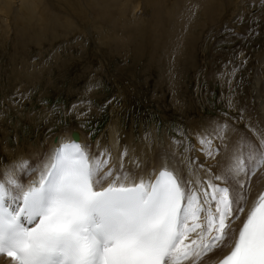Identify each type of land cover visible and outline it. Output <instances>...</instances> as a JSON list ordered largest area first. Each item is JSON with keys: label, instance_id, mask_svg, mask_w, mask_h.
Masks as SVG:
<instances>
[{"label": "rangeland", "instance_id": "rangeland-1", "mask_svg": "<svg viewBox=\"0 0 264 264\" xmlns=\"http://www.w3.org/2000/svg\"><path fill=\"white\" fill-rule=\"evenodd\" d=\"M142 1L136 0L139 9L134 15L121 0L112 18L104 22L94 21L99 19L95 16L75 24L71 19L64 22L65 28L37 26L24 37L19 35L22 25H12L11 30L0 25V143L8 148L24 141L41 143L69 128L101 143L110 140L116 121L124 144L122 138L132 131L143 142L152 141L154 130L159 138L169 133L175 140L187 137L189 121L198 124L204 116L229 111L220 98L219 83L202 80L206 75L202 64L212 59L217 68L229 62L237 68L244 65L240 78L250 87L253 67L264 49V0H228V4L215 0L217 13L207 15L199 2L162 0L170 21L160 43L150 30L152 8ZM177 16L189 22L186 29L170 23L180 21ZM142 44L145 52L138 55L134 48ZM169 64L174 82L170 86L164 72ZM160 70L165 73L162 78ZM4 152L0 144V169L9 163ZM149 154L154 156L153 150Z\"/></svg>", "mask_w": 264, "mask_h": 264}, {"label": "snow or ice", "instance_id": "snow-or-ice-1", "mask_svg": "<svg viewBox=\"0 0 264 264\" xmlns=\"http://www.w3.org/2000/svg\"><path fill=\"white\" fill-rule=\"evenodd\" d=\"M200 144L212 157L211 137ZM256 153L193 182L167 164L146 172L133 162V171L124 153L109 167L107 152L62 144L39 167L22 161L0 174V256L12 264H203L230 248L218 264H264V192L246 208L242 178L264 166V139ZM30 172L37 177L25 186Z\"/></svg>", "mask_w": 264, "mask_h": 264}, {"label": "bare ground", "instance_id": "bare-ground-1", "mask_svg": "<svg viewBox=\"0 0 264 264\" xmlns=\"http://www.w3.org/2000/svg\"><path fill=\"white\" fill-rule=\"evenodd\" d=\"M190 1H193L194 3L195 1L199 2L200 11L204 12L206 15L209 13L213 14L219 9V4L215 0ZM119 2H121V0H0V25L6 30H11L12 28H14L12 25L20 24L22 25V28H24V31H19L22 32V34L19 35L20 37H24V32L27 33V31L29 30H34L37 26V28H40L41 30H53L64 27V22L71 19L74 21V24L76 23L75 20L86 22V20L88 19L94 20L95 17L99 19H96L94 21L99 22V20L101 19L102 22H104V20L112 18L113 13L115 12L114 7H116ZM228 2L229 1L227 0L226 3L228 4ZM138 3L139 2L136 3V0H125V3L122 4L123 6L125 5L126 8L131 7V14L134 15V9L138 6ZM141 3H143L144 5L148 3L152 8L151 20H153L154 27L150 30H152V33H154L156 37V43H160V41H162V39L165 37L164 35L166 22L170 21L165 16L166 11L164 10V6L166 5L165 3L163 4L162 0H144V2L142 1ZM172 10H170V12H172ZM186 11L187 9H185V12ZM39 16H41L40 19ZM138 16L136 15V18H138ZM181 21L182 20L170 23L174 24V26H179L180 28L186 29L189 25V22ZM113 24L114 29L117 30V22L115 21L113 22ZM143 25L146 27L144 29L147 30L148 26L146 25V23ZM131 26L133 25L131 24ZM105 32L102 31V34L104 35ZM143 44L142 47L140 45L139 48H134L137 51L138 55H143L145 52V47ZM117 45L120 47L119 43H117ZM164 47L166 48V46ZM204 48L206 49V47ZM173 53H175V51H173ZM259 53V60L256 58L258 61L256 63V66L254 65L255 67H253L254 69L251 76L252 78L250 77L251 83H248L250 84V87L246 84L247 80H243L242 82L240 78V76L243 74V72L241 71H243L245 68L244 65L243 67L242 65H239V68H237L236 64H229V62L217 68L214 60H204L202 67L206 71V75L202 80H207L209 83H206L208 84H211V82L219 83L218 88L221 94L220 98L225 102V104H227L225 106L229 109V111L225 112L221 110L220 114L213 116H204V118L199 121L198 124H195L193 121H189V119L188 121L190 122L192 128L189 126L187 137H183L182 139L175 138V140H172L174 136L170 137L169 135L164 134L162 136L163 138H159L156 130H154L152 141L143 142L142 140H137V138L134 136L135 133L133 134V131L131 130L132 132H130V134L128 133V136L126 135L125 138H122L123 141H127L126 144H124L119 138L122 137L123 133L121 131L122 129L120 123L116 121L112 128L114 130L112 137L108 141L103 139L101 143H93L90 138L85 137L82 132L78 133V140H80L84 145H88L90 152L93 154H99L100 152L109 153L111 157V163L109 164V167H111L112 165L119 167L121 163V156L122 154L126 153L123 158L125 168H129L133 171L139 172L140 170L136 169L135 164L133 163L139 162L143 166L145 171L148 172L152 169H156V171H158L163 166H165V164H167L170 167L179 169L181 175L185 179L192 180L193 182H195L197 179L203 182L213 174H222L233 163L234 156L242 155L246 159H254L257 154L256 149L259 148L262 139H264V49L262 50V52L259 51ZM210 57L212 56L210 55ZM242 59L245 58L243 57ZM169 66L170 64L167 66L168 71L164 72H166V76L168 77L170 86L174 82H172ZM224 70L228 71L227 74H224L226 76L222 74ZM160 72L161 77L159 78H162L165 73H163L162 70H160ZM166 76L165 81L167 80ZM239 78L240 83L238 81ZM197 85H199V81ZM248 87L249 91L246 89ZM201 114H204V110H202ZM72 131H74V129L72 128H69L67 130L65 129L64 132L61 131V133L55 135V138L50 137V139H45L41 143L37 141L36 144H27L24 141L8 148V145H4V142L0 143L3 145V150L5 151L4 153H6V155L8 156L7 159H9V163L6 165V167L4 169H0V174L9 172L10 170H14V166L22 161H29L34 167H39L44 162L47 155L53 149L57 148L62 141H66L72 138ZM4 134L5 132L3 133V135ZM202 137H211V150L213 152L212 157H209L206 154V152L208 151L207 146H205L204 151H201L202 146L200 144V139ZM179 141H181L182 144H180ZM142 143L144 144L142 145ZM152 150L154 152V156L149 154V151ZM36 177V173L30 172L26 178L21 177V179L23 184L27 186L32 180L36 179ZM242 178L247 180L246 188L248 189V202L246 208H250L252 203L260 194L261 190L264 189V166L257 170L250 179L245 177ZM215 183L220 184L221 182L215 181ZM231 187L234 191V194L239 197L241 194L239 185L232 184ZM243 219L244 217L242 216L240 220H237L235 222L233 227L235 229H239V227H241L242 225ZM229 251L230 248H224L222 250H218L213 254H209V256L204 259L203 264H213L220 260ZM0 264H12V262L10 261V259L0 256Z\"/></svg>", "mask_w": 264, "mask_h": 264}, {"label": "water", "instance_id": "water-1", "mask_svg": "<svg viewBox=\"0 0 264 264\" xmlns=\"http://www.w3.org/2000/svg\"><path fill=\"white\" fill-rule=\"evenodd\" d=\"M74 136H77L76 133H73Z\"/></svg>", "mask_w": 264, "mask_h": 264}]
</instances>
